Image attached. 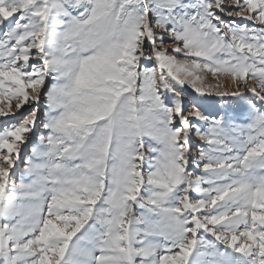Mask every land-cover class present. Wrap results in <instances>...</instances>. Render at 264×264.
<instances>
[{
    "label": "snow or ice",
    "instance_id": "snow-or-ice-1",
    "mask_svg": "<svg viewBox=\"0 0 264 264\" xmlns=\"http://www.w3.org/2000/svg\"><path fill=\"white\" fill-rule=\"evenodd\" d=\"M0 264H264V0H0Z\"/></svg>",
    "mask_w": 264,
    "mask_h": 264
}]
</instances>
